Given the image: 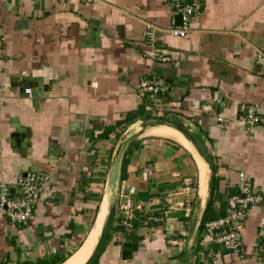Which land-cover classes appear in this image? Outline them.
Instances as JSON below:
<instances>
[{
  "label": "crops",
  "instance_id": "crops-1",
  "mask_svg": "<svg viewBox=\"0 0 264 264\" xmlns=\"http://www.w3.org/2000/svg\"><path fill=\"white\" fill-rule=\"evenodd\" d=\"M176 16L171 0H0V183L14 195L19 176L47 174L31 220L0 209V264H64L90 240L83 264L114 201L92 264H264L263 204L237 251L198 231L211 185L214 215L240 173L264 189V0H202L185 37L166 31ZM143 78L164 90L140 95ZM17 129L26 141L7 142ZM131 236L141 245L123 257Z\"/></svg>",
  "mask_w": 264,
  "mask_h": 264
},
{
  "label": "built area",
  "instance_id": "built-area-1",
  "mask_svg": "<svg viewBox=\"0 0 264 264\" xmlns=\"http://www.w3.org/2000/svg\"><path fill=\"white\" fill-rule=\"evenodd\" d=\"M86 3L91 0H84ZM173 13L180 18L179 23L172 21L166 31L175 37H185L192 29L193 20L201 13L202 0H171ZM148 42L154 39V31L147 28L143 31ZM3 38L0 37V49ZM153 59L159 61H169L170 57L159 50L152 52ZM256 58L264 61V44L256 53ZM164 90L163 82L158 78H143L139 82L140 95H147L153 99L159 92ZM221 121V118H218ZM242 121L246 128L250 130L261 121V117L255 105L246 106L242 116ZM47 174L45 172L27 173L19 176L15 181L18 189L13 195L11 187L5 183H0V209L12 223H26L34 216V211L41 194L44 191ZM239 189L230 193L227 197L226 208L223 215L218 218L206 221L203 225L204 231L211 235L214 242L221 244L228 250L237 251L242 244V229L246 214L253 205H262L264 212V189L256 190L244 173L239 174ZM132 189L121 195L122 201L120 210L122 217L118 224L122 232L128 233L133 229V201L130 198ZM156 220V219H155ZM264 224V216H261L259 225Z\"/></svg>",
  "mask_w": 264,
  "mask_h": 264
},
{
  "label": "water",
  "instance_id": "water-1",
  "mask_svg": "<svg viewBox=\"0 0 264 264\" xmlns=\"http://www.w3.org/2000/svg\"><path fill=\"white\" fill-rule=\"evenodd\" d=\"M180 18L177 15L176 16V21L179 22ZM21 141H26L25 140V136H24V132L21 129H17L16 132H14L13 134H11V137L8 138L7 142H10L11 144H14L15 142H19ZM26 173L23 175L25 176ZM11 187V186H10ZM12 188V187H11ZM212 194H213V185L210 186L209 188V200L207 202V204L205 205L199 224H198V231L200 232L203 228V225L205 223L206 220V216L207 213L209 211V206H210V202L212 200ZM115 204L116 202H112L110 204V207L107 211V215L105 218V221L101 227L97 242L91 252V254L89 255V257L86 259V261L83 264H92L94 259L96 258L97 254L99 253V251L101 250V247L103 245L104 239L106 238L110 227L112 225V220L115 214ZM139 240H141L140 236H131V237H127L124 239L123 242V251H122V255L123 257H128L131 255L132 251H135L137 249V246L141 243ZM141 245V244H140Z\"/></svg>",
  "mask_w": 264,
  "mask_h": 264
},
{
  "label": "bare ground",
  "instance_id": "bare-ground-1",
  "mask_svg": "<svg viewBox=\"0 0 264 264\" xmlns=\"http://www.w3.org/2000/svg\"><path fill=\"white\" fill-rule=\"evenodd\" d=\"M90 242V240L86 241L80 250L73 254V256L64 264H79L82 262L88 252Z\"/></svg>",
  "mask_w": 264,
  "mask_h": 264
},
{
  "label": "trees",
  "instance_id": "trees-1",
  "mask_svg": "<svg viewBox=\"0 0 264 264\" xmlns=\"http://www.w3.org/2000/svg\"><path fill=\"white\" fill-rule=\"evenodd\" d=\"M210 212H211V210L208 211L205 222L209 221V220H212V219H215V218H218L219 216L223 215V213H224V212L223 213L220 212V213L214 215V214H212ZM37 264H43V261L41 260Z\"/></svg>",
  "mask_w": 264,
  "mask_h": 264
}]
</instances>
